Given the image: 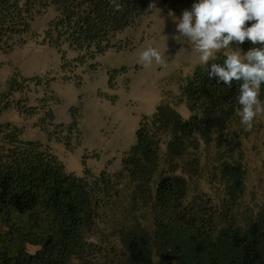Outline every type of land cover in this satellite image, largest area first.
Returning <instances> with one entry per match:
<instances>
[{
  "label": "trees",
  "instance_id": "trees-1",
  "mask_svg": "<svg viewBox=\"0 0 264 264\" xmlns=\"http://www.w3.org/2000/svg\"><path fill=\"white\" fill-rule=\"evenodd\" d=\"M153 2L0 0V53L25 45L36 17L54 9L42 44L58 51L63 79L70 81L76 69L93 68L109 50L130 48L120 35ZM197 2L163 0L179 17ZM239 45L245 53L264 49L247 40ZM224 59L218 53L179 79L175 102L164 98L151 116L142 117L116 173L69 172L49 146L24 140L21 129L0 122V264H264V207L244 203L243 144L249 132L238 116L239 84L228 87L209 76L211 65L223 66ZM44 81L13 75L0 94V116L12 109L39 114L13 97L24 92L25 83L38 87ZM51 97L40 104L54 121ZM259 98L264 101V84ZM77 116L72 108V132ZM202 180L219 188L217 202L199 190Z\"/></svg>",
  "mask_w": 264,
  "mask_h": 264
},
{
  "label": "rangeland",
  "instance_id": "rangeland-1",
  "mask_svg": "<svg viewBox=\"0 0 264 264\" xmlns=\"http://www.w3.org/2000/svg\"><path fill=\"white\" fill-rule=\"evenodd\" d=\"M153 1L156 9L152 8L136 26L120 35V39L131 44L130 48L109 50L92 63L93 68L76 69V77L70 81L63 79L58 51L42 44L44 31L55 17L54 9L36 17L27 43L0 53V94L7 91V81L13 75L42 78L43 85L37 87L36 83L27 82L24 92L13 97L15 101L26 100L22 104L28 107L39 108V114L29 116L12 109L0 116V122L21 129L24 140L49 146L69 172L79 176L85 169L93 175L118 172L123 157L135 144L142 117L151 116L164 98L175 102L180 93L178 80L206 65L199 63L190 41L174 38L179 33L163 0ZM175 17L180 18L176 14ZM149 45L161 52L162 62L153 61L148 66L139 62L140 51ZM231 47L245 53L237 43L233 42ZM52 78L49 86L45 85ZM50 96L56 100L48 105L54 112V121L40 104L41 99ZM72 108L78 115V127L73 132L68 129ZM177 109L183 117H189L185 105ZM248 132L243 144L244 203L258 210L264 207V115L256 118ZM199 184V190L218 201L219 188L206 180ZM35 250L30 247L31 252Z\"/></svg>",
  "mask_w": 264,
  "mask_h": 264
},
{
  "label": "clouds",
  "instance_id": "clouds-1",
  "mask_svg": "<svg viewBox=\"0 0 264 264\" xmlns=\"http://www.w3.org/2000/svg\"><path fill=\"white\" fill-rule=\"evenodd\" d=\"M149 8L156 9L155 3L149 4ZM116 10H120L119 5ZM168 14L179 33L174 38L190 41L200 64H207L216 53L223 52V66L213 63L209 76L228 87L233 82L239 84L238 116L245 131L251 130L256 118L264 115V101L259 98L264 84V49L254 47L242 53L231 45L246 40L264 44V0H199L191 10H184L179 19L172 10ZM250 21L251 26H246ZM162 60L161 52L151 45L139 53V62L145 66Z\"/></svg>",
  "mask_w": 264,
  "mask_h": 264
}]
</instances>
